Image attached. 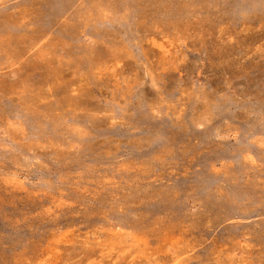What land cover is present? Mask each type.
Returning <instances> with one entry per match:
<instances>
[{"label":"rangeland","instance_id":"1","mask_svg":"<svg viewBox=\"0 0 264 264\" xmlns=\"http://www.w3.org/2000/svg\"><path fill=\"white\" fill-rule=\"evenodd\" d=\"M0 264H264V0H0Z\"/></svg>","mask_w":264,"mask_h":264}]
</instances>
